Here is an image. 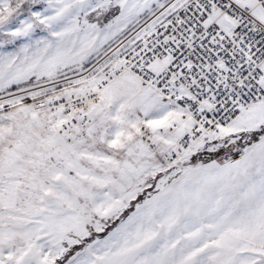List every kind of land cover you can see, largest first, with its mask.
Wrapping results in <instances>:
<instances>
[{"label": "snow or ice", "instance_id": "obj_1", "mask_svg": "<svg viewBox=\"0 0 264 264\" xmlns=\"http://www.w3.org/2000/svg\"><path fill=\"white\" fill-rule=\"evenodd\" d=\"M0 264H264V0H0Z\"/></svg>", "mask_w": 264, "mask_h": 264}]
</instances>
